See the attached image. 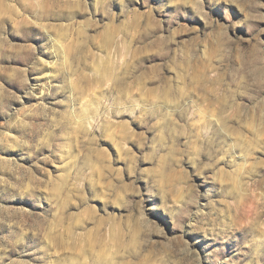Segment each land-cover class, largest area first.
Masks as SVG:
<instances>
[{
    "label": "rangeland",
    "instance_id": "1",
    "mask_svg": "<svg viewBox=\"0 0 264 264\" xmlns=\"http://www.w3.org/2000/svg\"><path fill=\"white\" fill-rule=\"evenodd\" d=\"M0 264H264V0H0Z\"/></svg>",
    "mask_w": 264,
    "mask_h": 264
}]
</instances>
